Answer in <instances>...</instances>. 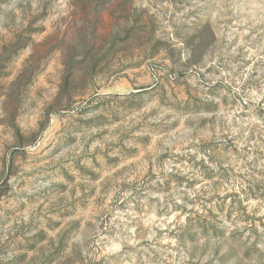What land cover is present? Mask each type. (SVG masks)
<instances>
[{
    "label": "rangeland",
    "instance_id": "obj_1",
    "mask_svg": "<svg viewBox=\"0 0 264 264\" xmlns=\"http://www.w3.org/2000/svg\"><path fill=\"white\" fill-rule=\"evenodd\" d=\"M0 264H264V0H0Z\"/></svg>",
    "mask_w": 264,
    "mask_h": 264
}]
</instances>
